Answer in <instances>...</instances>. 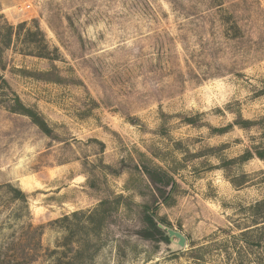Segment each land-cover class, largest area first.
I'll list each match as a JSON object with an SVG mask.
<instances>
[{
	"label": "rangeland",
	"instance_id": "374dc122",
	"mask_svg": "<svg viewBox=\"0 0 264 264\" xmlns=\"http://www.w3.org/2000/svg\"><path fill=\"white\" fill-rule=\"evenodd\" d=\"M0 73V264H264V0H0Z\"/></svg>",
	"mask_w": 264,
	"mask_h": 264
},
{
	"label": "trees",
	"instance_id": "16d2710c",
	"mask_svg": "<svg viewBox=\"0 0 264 264\" xmlns=\"http://www.w3.org/2000/svg\"><path fill=\"white\" fill-rule=\"evenodd\" d=\"M5 86L9 88L7 81L5 80L3 75L0 73V92L3 90ZM10 110L13 112H18V113L27 115L31 119V121L34 124H36L40 128V130H42L44 133L49 134L51 132V128L49 127L45 119L37 111L23 105L20 102L18 97H15V104L11 106ZM239 123H243V122H239ZM247 155H249V152H247ZM258 156L260 158H263L264 152H258ZM14 191H15L16 197H19V198L25 197L24 192H22L21 190H14ZM166 201H167V198L164 197L162 202L166 203ZM101 203L103 204V202ZM254 208L260 209V212L262 213L261 214L262 219L264 220V199L257 202ZM143 211H144L143 217H144L145 222L147 223V226L146 228L142 230L141 235L146 239H153L156 237V235H158L164 241H169L170 238L166 235L165 231L158 228L155 222V218H157L159 222L167 226H169L168 222H166L164 218L158 217L156 215L155 208H153L149 204L143 205Z\"/></svg>",
	"mask_w": 264,
	"mask_h": 264
},
{
	"label": "water",
	"instance_id": "95a60500",
	"mask_svg": "<svg viewBox=\"0 0 264 264\" xmlns=\"http://www.w3.org/2000/svg\"><path fill=\"white\" fill-rule=\"evenodd\" d=\"M155 222H156L158 228L165 231L166 235L170 238V240H172L173 238L177 239L175 243H176L178 248L182 249L183 247H185L186 238L181 232H179L178 230H175V229H173L167 225L162 224L158 220H155Z\"/></svg>",
	"mask_w": 264,
	"mask_h": 264
}]
</instances>
